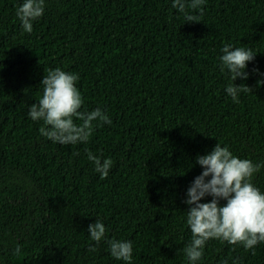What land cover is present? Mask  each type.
Returning a JSON list of instances; mask_svg holds the SVG:
<instances>
[{
	"label": "trees",
	"instance_id": "1",
	"mask_svg": "<svg viewBox=\"0 0 264 264\" xmlns=\"http://www.w3.org/2000/svg\"><path fill=\"white\" fill-rule=\"evenodd\" d=\"M22 3L0 0V264H127L110 239L132 243L131 264H189L184 201L198 155L219 143L261 164L252 183L264 193V0H205L202 16L188 9L193 23L173 0H44L31 33ZM228 43L255 54L248 79L234 81L251 89L239 103L220 70ZM55 68L79 76L80 111L111 120L94 121L87 143H54L28 116ZM88 152L113 161L106 179ZM97 220L98 244L87 231ZM225 262L264 264V242L211 239L196 264Z\"/></svg>",
	"mask_w": 264,
	"mask_h": 264
},
{
	"label": "clouds",
	"instance_id": "2",
	"mask_svg": "<svg viewBox=\"0 0 264 264\" xmlns=\"http://www.w3.org/2000/svg\"><path fill=\"white\" fill-rule=\"evenodd\" d=\"M205 0H173L172 7L184 14L185 22H199V17L189 14L199 10L203 15ZM44 12V0H23L17 8L16 15L21 27L26 33L33 30V22L38 20ZM220 56V70L230 74L232 83L225 91L234 103H239L238 94L249 92L251 89L243 84H234L239 77L248 79L245 71L247 64L254 60L255 54L251 49L233 47L225 44ZM258 72V69H253ZM79 76L68 73L60 68L49 70L43 76L42 96L33 103L28 116L33 121H42L40 134L54 143L75 145L87 143L95 127L111 124L108 115L100 108L91 112L80 111L84 101L77 88ZM264 81H257V84ZM74 120L82 123L77 125ZM88 160L94 165L95 171L101 179H106L113 166L111 159L100 157L88 152ZM203 171L195 177L187 189L184 203L188 205L186 224L191 232V241L183 249L189 264H196L203 256V250L208 240L215 239L230 245H242L245 250H252L259 243L264 242V193L252 183L254 174L258 173L261 164H254L250 159H240L234 156L227 146L216 143L207 154L196 157ZM210 179H206L209 178ZM211 197L209 202H201ZM223 201L224 203H221ZM90 239L97 244L105 235L106 228L99 220L88 226ZM110 255L116 260L131 264L133 246L130 241L110 239L107 241ZM90 247L89 251H95ZM20 253L19 246L15 249ZM254 254V252H253ZM227 264V262H225Z\"/></svg>",
	"mask_w": 264,
	"mask_h": 264
}]
</instances>
